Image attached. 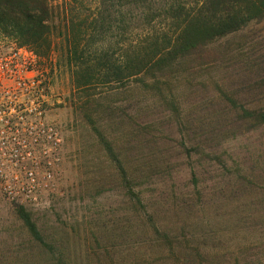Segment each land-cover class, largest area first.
Returning <instances> with one entry per match:
<instances>
[{"label":"rangeland","instance_id":"374dc122","mask_svg":"<svg viewBox=\"0 0 264 264\" xmlns=\"http://www.w3.org/2000/svg\"><path fill=\"white\" fill-rule=\"evenodd\" d=\"M13 45L0 33V51ZM38 58L63 143L35 203L0 201V264L40 261L39 251L123 259L144 222L128 185L155 221L205 245L200 264H264V17L212 42L202 67L177 65L157 83L79 90L57 48Z\"/></svg>","mask_w":264,"mask_h":264},{"label":"trees","instance_id":"16d2710c","mask_svg":"<svg viewBox=\"0 0 264 264\" xmlns=\"http://www.w3.org/2000/svg\"><path fill=\"white\" fill-rule=\"evenodd\" d=\"M263 17L264 0H0V33L37 57L45 58L57 48L79 90L121 85L138 77L157 83L177 65L202 67L212 42ZM87 92L83 97L90 96ZM127 192L140 206L142 233L123 259H109L107 264L203 261L205 245L191 247L184 225L158 223L130 185ZM22 219L28 235L41 245L35 225L27 216ZM39 252L42 260L31 257L26 264H80Z\"/></svg>","mask_w":264,"mask_h":264},{"label":"built area","instance_id":"2783aa9c","mask_svg":"<svg viewBox=\"0 0 264 264\" xmlns=\"http://www.w3.org/2000/svg\"><path fill=\"white\" fill-rule=\"evenodd\" d=\"M38 60L25 46L0 51V201L35 203L62 148L60 129L47 119Z\"/></svg>","mask_w":264,"mask_h":264}]
</instances>
